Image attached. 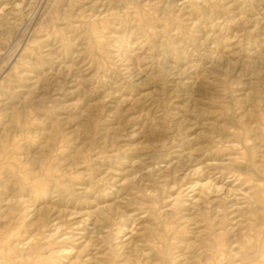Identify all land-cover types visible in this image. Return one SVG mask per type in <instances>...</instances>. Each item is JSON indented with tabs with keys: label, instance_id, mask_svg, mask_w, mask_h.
<instances>
[{
	"label": "rangeland",
	"instance_id": "rangeland-1",
	"mask_svg": "<svg viewBox=\"0 0 264 264\" xmlns=\"http://www.w3.org/2000/svg\"><path fill=\"white\" fill-rule=\"evenodd\" d=\"M0 264H264V0H0Z\"/></svg>",
	"mask_w": 264,
	"mask_h": 264
}]
</instances>
